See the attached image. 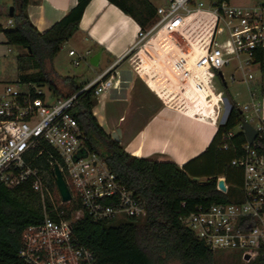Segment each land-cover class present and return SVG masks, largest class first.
Segmentation results:
<instances>
[{"label": "built area", "instance_id": "obj_1", "mask_svg": "<svg viewBox=\"0 0 264 264\" xmlns=\"http://www.w3.org/2000/svg\"><path fill=\"white\" fill-rule=\"evenodd\" d=\"M161 1L155 7L153 23L138 29L134 44L81 89L55 97L43 84L20 80L4 83L0 89V183L7 188L28 185L39 197L43 212L42 221L27 225L21 232L18 255L25 263L97 264L92 252L76 242L71 223L82 213L94 221L145 215L140 199L117 179L99 154L87 148L88 136L74 116L80 96L89 88L94 87L97 100L113 87L116 63L133 59L129 55L134 51L139 73L144 62H152L156 56L181 86L194 92L214 88L215 73L221 82V68L232 60L245 71L251 65L264 64V0L247 4L232 0ZM12 24L9 17L3 27ZM75 54L74 49L68 51L69 56ZM80 58L78 55L73 60L74 65ZM247 76L251 78V73ZM216 94L220 101V93ZM258 110L254 104L244 105L240 109L243 119L236 125L243 134L244 122L254 128L251 142L245 139L236 145L232 129L220 135V149L236 152L229 165L240 175V184L232 193L223 176L216 179V190L229 194L231 201L198 204L179 217L180 223L211 250L238 253L246 264L255 260L264 263V121L257 117ZM213 117L216 127L222 124L216 115ZM43 153L47 154L50 174L57 164L71 187V199L81 206L71 218L59 209L63 202L52 194L48 171L35 164ZM219 179L223 180V190L217 185Z\"/></svg>", "mask_w": 264, "mask_h": 264}, {"label": "trees", "instance_id": "obj_2", "mask_svg": "<svg viewBox=\"0 0 264 264\" xmlns=\"http://www.w3.org/2000/svg\"><path fill=\"white\" fill-rule=\"evenodd\" d=\"M108 1L133 18L142 29L154 21L155 7L149 0ZM88 2L77 0L63 17L40 32L27 17L28 0H12L13 24L10 27L0 25V31L5 36V43L18 50L14 56V80L47 85L55 97L67 96L84 86L76 84L73 77H64L61 81L66 87L61 91L51 81L49 68L62 44L77 29ZM8 12L9 7L0 2V17L8 19ZM259 68L262 71L264 64ZM221 84L227 95L226 86L222 81ZM251 87L261 96V77ZM93 90L91 87L85 91L74 108V116L88 136L86 146L99 154L117 179L140 199L145 215L94 221L82 213L71 223L76 242L92 252L97 264H216L214 250L183 226L179 217L198 204L231 201L229 194L216 190V179L223 176L232 193L240 184V175L229 165L236 152L220 149V135L242 121L240 109L231 104L225 122L217 127L204 151L179 166L171 160L135 157L126 152L120 142L104 132L93 116L91 109L96 103ZM232 141L240 145L245 142V136L238 131ZM46 158L47 154L43 153L35 164L48 171L50 189L60 201ZM182 203L184 207H181ZM59 209L71 218L81 206L71 199ZM42 219L39 197L28 185L7 188L0 183V264H27L18 255L20 235L27 225ZM247 264L264 263L255 260Z\"/></svg>", "mask_w": 264, "mask_h": 264}, {"label": "crops", "instance_id": "obj_3", "mask_svg": "<svg viewBox=\"0 0 264 264\" xmlns=\"http://www.w3.org/2000/svg\"><path fill=\"white\" fill-rule=\"evenodd\" d=\"M76 1L28 0L26 14L31 24L43 32L63 17ZM0 2L6 7L12 5V0L9 3L4 0ZM139 28L133 18L108 0H89L77 29L66 41L71 42L75 38L72 43L74 47L85 46L89 60L92 55L99 53L97 65L89 63L94 70L93 78H83L80 84H88L115 63L134 44ZM0 35V41L5 43L1 31ZM74 47L70 45L68 51L74 49L76 52ZM114 74L113 87L96 100L91 112L105 133L119 131V142L126 152L135 157L171 160L181 166L209 145L216 125L210 120L204 123L191 112L164 103L159 97L160 88L157 84L156 87L151 84V78L145 79L146 74L141 68L138 73L127 62H118L114 66ZM243 75L248 100L242 105L241 101L227 93L226 112L233 103L239 109L247 103L254 104L259 109L257 117L264 121V69L260 71L258 66L255 79L252 74L251 78ZM150 76L154 78L151 73ZM231 77L233 80V75ZM260 77L261 96L253 92L251 87ZM171 79L174 80V77ZM222 83L226 86L224 78Z\"/></svg>", "mask_w": 264, "mask_h": 264}, {"label": "rangeland", "instance_id": "obj_4", "mask_svg": "<svg viewBox=\"0 0 264 264\" xmlns=\"http://www.w3.org/2000/svg\"><path fill=\"white\" fill-rule=\"evenodd\" d=\"M4 1L8 3L11 2V0H4ZM253 1L254 0H232L234 4H247ZM149 2L154 7L162 4L161 0H149ZM0 22L3 23L2 24L3 27L6 23V18L0 17ZM75 40L76 39L73 38L72 40H70L71 42L64 43L60 47L59 51L56 53V55L53 57L50 63L51 68H49L50 71L49 74L51 81L58 88H60L61 91H64V87H66L65 85L62 84L61 81V79L64 77H73L75 83L80 84L83 78L86 80V78H93L94 76V70L92 66L89 64V57L85 54L86 52L85 46L81 47L78 45L77 47L76 46L74 47V44L72 43H74ZM70 45L76 49V54L75 56L72 57L68 56L67 54ZM17 52L18 50L16 48L8 46L7 44L4 43V41H0V89L2 88L4 83L11 82L15 79L16 65H15L14 56ZM78 55H81L82 58L79 59L78 65H74L73 60L76 59ZM130 56L133 57V59H129V61H125V62H127L131 68L135 69L136 64L138 62V57L134 56V51L129 55V57ZM237 66H238L237 61L232 60L228 65H225L221 68V74L223 75L224 81L226 83L225 89L228 95L230 97H234L235 99L241 101L243 105L245 104L244 102L248 100L246 84L243 81L244 79L243 74L247 76L246 74L249 72L252 75H254V79H255V76H257L258 66L251 65L249 71H245L244 69L243 70L239 69L237 68ZM160 68L161 67L154 65L149 69L150 72L144 75L146 77L145 79L149 80L150 78H152L150 76L151 73L158 84V88L161 87L160 90L162 89L163 91H165L166 94L171 95L172 101L168 103L166 102L168 106L174 108H182V109H184V107L187 106V108L193 111V109H196V107L198 106L202 108L203 105H206L207 108H209L210 112H212L214 108L218 123H223L225 121L227 115L226 110H227L228 100L226 94L223 91L222 84L220 82L221 79L218 72L215 73V77L212 83L214 87L213 90L209 89L211 93L215 94L214 92H216V93H220L221 95L220 96L221 100L218 101L215 105V101L217 98L213 99L212 101H209L208 103L202 92L196 93L190 87L181 86L178 80L175 78L176 77L175 75L173 80L170 77L163 74V71ZM160 74H162V76ZM231 75H233V80L230 79ZM258 81L259 80L257 79L255 83H257ZM44 86L48 88L47 85ZM198 114H203V112L200 111ZM232 130L234 132L239 131V129L236 126L233 127ZM68 186L71 189L70 185ZM52 194L56 200V195L53 192ZM214 257L216 264H246L241 261L239 254L234 252H228V251L216 249L214 250Z\"/></svg>", "mask_w": 264, "mask_h": 264}, {"label": "bare ground", "instance_id": "obj_5", "mask_svg": "<svg viewBox=\"0 0 264 264\" xmlns=\"http://www.w3.org/2000/svg\"><path fill=\"white\" fill-rule=\"evenodd\" d=\"M156 57V56H155ZM154 57V58H155ZM154 65H156V66H158V67H161L160 69H162V71H163V74H165L166 76H168V77H171V78H173L174 77V74L172 73V71H170V69L168 68V67H166V66H164L163 65V63L161 62V60H158L157 59V57L155 58V59H153L152 58V62L151 61H149V60H147V61H145L144 62V66H142V67H140L141 69H142V71L146 74V73H149L150 72V68L152 67V66H154ZM172 73V74H171ZM161 76H162V74H160ZM176 78V77H175ZM151 84L154 86V87H156L158 84H157V82L155 81V79L153 78H151ZM157 84V85H156ZM161 88V87H160ZM209 89H211V90H213V88L212 87H210V86H207V87H204L203 89H200V90H196L195 92L196 93H203V95H204V97L206 98V100H207V102L209 103V101H212L213 99H215V98H217L216 99V101H215V105H216V103L218 102V95L215 93V94H213V93H211L210 91H209ZM161 91V96H163V98L165 99V102H171L172 100H171V95H169V94H166L165 93V91H163L162 89L160 90ZM217 95V96H216ZM198 106V105H197ZM184 109L186 110V112H191V114H194V115H196L200 120H202L204 123L205 122H208L209 120L212 122V124L213 125H215L214 124V122H213V119H214V115H215V111H214V108H213V111L212 112H210L209 111V108H207V106L206 105H203L202 106V108H200L199 106L198 107H196V109H193V111H191V109H189V108H187V106L186 107H184ZM200 111H202L203 112V114H198Z\"/></svg>", "mask_w": 264, "mask_h": 264}, {"label": "water", "instance_id": "obj_6", "mask_svg": "<svg viewBox=\"0 0 264 264\" xmlns=\"http://www.w3.org/2000/svg\"><path fill=\"white\" fill-rule=\"evenodd\" d=\"M13 10H14L13 6L12 5L9 6L8 16L10 18L13 16ZM98 59H99V53H96V54L92 55V57L89 60V63L91 65H97ZM241 128L244 132L245 139L248 142H251L255 136L254 128L247 122H244L242 124ZM111 136L116 141H118V142L120 141L119 131L112 132ZM51 173H52L53 181H54V184H55V187H56V190H57V193L59 195L60 200L63 203L70 202L71 201V194H70L69 188L67 187V185L64 181V178L62 176V173H61L57 164L53 165ZM217 185L221 190L224 189V183H223L222 179L218 180ZM245 258H247V257H245Z\"/></svg>", "mask_w": 264, "mask_h": 264}]
</instances>
